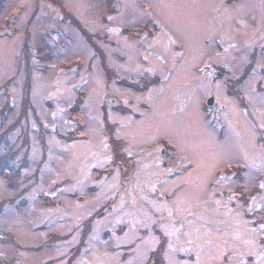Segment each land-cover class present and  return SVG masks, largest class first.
<instances>
[{
    "label": "rangeland",
    "instance_id": "obj_1",
    "mask_svg": "<svg viewBox=\"0 0 264 264\" xmlns=\"http://www.w3.org/2000/svg\"><path fill=\"white\" fill-rule=\"evenodd\" d=\"M0 264H264V0H0Z\"/></svg>",
    "mask_w": 264,
    "mask_h": 264
},
{
    "label": "water",
    "instance_id": "obj_2",
    "mask_svg": "<svg viewBox=\"0 0 264 264\" xmlns=\"http://www.w3.org/2000/svg\"><path fill=\"white\" fill-rule=\"evenodd\" d=\"M212 101H213V99L212 98H209L208 103L211 104Z\"/></svg>",
    "mask_w": 264,
    "mask_h": 264
}]
</instances>
